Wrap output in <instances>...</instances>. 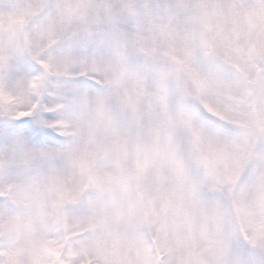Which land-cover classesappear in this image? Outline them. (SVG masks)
<instances>
[{
  "label": "clouds",
  "instance_id": "9594fccd",
  "mask_svg": "<svg viewBox=\"0 0 264 264\" xmlns=\"http://www.w3.org/2000/svg\"><path fill=\"white\" fill-rule=\"evenodd\" d=\"M0 264H264V0H0Z\"/></svg>",
  "mask_w": 264,
  "mask_h": 264
}]
</instances>
